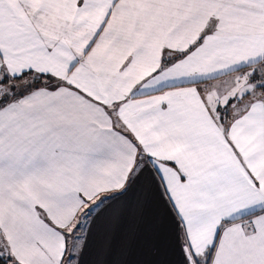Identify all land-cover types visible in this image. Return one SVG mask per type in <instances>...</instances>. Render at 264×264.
<instances>
[{"label":"snow or ice","instance_id":"1","mask_svg":"<svg viewBox=\"0 0 264 264\" xmlns=\"http://www.w3.org/2000/svg\"><path fill=\"white\" fill-rule=\"evenodd\" d=\"M0 264H264V0H0Z\"/></svg>","mask_w":264,"mask_h":264}]
</instances>
